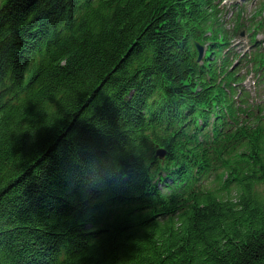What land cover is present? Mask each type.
<instances>
[{"label":"trees","instance_id":"obj_1","mask_svg":"<svg viewBox=\"0 0 264 264\" xmlns=\"http://www.w3.org/2000/svg\"><path fill=\"white\" fill-rule=\"evenodd\" d=\"M256 7L0 0V264H264Z\"/></svg>","mask_w":264,"mask_h":264},{"label":"rangeland","instance_id":"obj_2","mask_svg":"<svg viewBox=\"0 0 264 264\" xmlns=\"http://www.w3.org/2000/svg\"><path fill=\"white\" fill-rule=\"evenodd\" d=\"M227 1H232V0H227ZM243 1V0H242ZM240 1V2H242ZM249 0H245V4L243 5V7L246 6V12L248 14H251L253 11H254V8L251 6L254 4L251 3V2H248ZM239 2V1H238ZM241 7V6H240ZM230 13H227V16H229ZM243 31V30H242ZM244 33V31H243ZM243 36L240 35V33H238L237 35H235L233 38H232V51H235V52H241L242 51V48H246L247 47V43L245 41V38H242ZM258 38H264V35L262 33H259L258 34ZM248 68V65L247 66H244V62L242 63V66L239 65V70L242 74L245 75V78L243 80V85L250 91V95L252 97L257 98V95H258V92H259V88L256 87L255 89V84L252 83V80H254L253 78V74L251 71H248L247 70ZM156 155L159 156V154L156 153ZM161 158V157H160ZM214 176V175H213ZM212 176V177H213ZM258 190L261 194H264V183L260 184L258 186Z\"/></svg>","mask_w":264,"mask_h":264},{"label":"bare ground","instance_id":"obj_3","mask_svg":"<svg viewBox=\"0 0 264 264\" xmlns=\"http://www.w3.org/2000/svg\"><path fill=\"white\" fill-rule=\"evenodd\" d=\"M193 38H197L196 36H195V33L193 32L192 34H190ZM193 42H194V45L196 46V44H197V40L196 39H194L193 40ZM161 116V115H160ZM156 153H157V151H156ZM158 154V153H157ZM164 155H165V153H164ZM160 158V157H159ZM161 159V158H160ZM136 178H135V176L132 178V182H131V185H134L133 187H132V191H135V188H136Z\"/></svg>","mask_w":264,"mask_h":264},{"label":"water","instance_id":"obj_4","mask_svg":"<svg viewBox=\"0 0 264 264\" xmlns=\"http://www.w3.org/2000/svg\"><path fill=\"white\" fill-rule=\"evenodd\" d=\"M199 49H200V53H201V47L199 46ZM201 56V54H199V57ZM157 153L159 154L160 157H163L164 156V151L162 149H158L157 150Z\"/></svg>","mask_w":264,"mask_h":264}]
</instances>
